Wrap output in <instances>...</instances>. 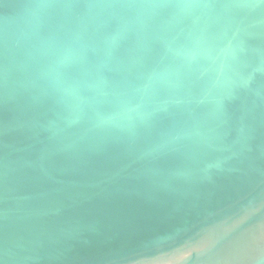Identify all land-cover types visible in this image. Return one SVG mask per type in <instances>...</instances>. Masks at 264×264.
Returning <instances> with one entry per match:
<instances>
[{"label": "water", "instance_id": "obj_1", "mask_svg": "<svg viewBox=\"0 0 264 264\" xmlns=\"http://www.w3.org/2000/svg\"><path fill=\"white\" fill-rule=\"evenodd\" d=\"M0 264H264V0H0Z\"/></svg>", "mask_w": 264, "mask_h": 264}]
</instances>
